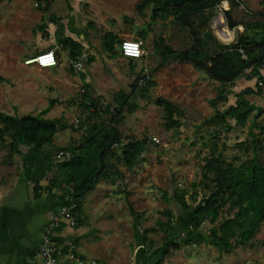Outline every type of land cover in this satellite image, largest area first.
Here are the masks:
<instances>
[{
    "label": "rangeland",
    "instance_id": "rangeland-1",
    "mask_svg": "<svg viewBox=\"0 0 264 264\" xmlns=\"http://www.w3.org/2000/svg\"><path fill=\"white\" fill-rule=\"evenodd\" d=\"M142 1L0 0V130L5 127V116L61 119L66 128L56 134V152L50 157L53 164L60 161L57 158L59 152H68L67 148L72 149L71 143L79 141L83 135L79 128L87 118L81 107L85 96L98 100L103 108L111 106L117 110L114 98L131 94V86L141 71L154 78L153 70L159 69L155 76L156 87L149 90L148 96L133 93L135 111L132 114L125 110L120 113L117 128L121 142L116 157L110 160L116 174L110 179H101L86 199L89 205H93L92 216L98 218L95 221L97 228L102 230L101 251L107 252L119 264L136 262L140 248H146L141 243L144 233L156 248L162 245L164 235L157 222H165V212L172 213L175 222L189 225L190 213H182L172 196L175 192H185L187 204L200 205V198L207 191L201 185L194 186L202 183L213 142L218 143L219 153L223 154L226 163L239 164L254 154L248 134L250 122L246 128H240L226 118L229 131L204 125L205 122L217 113L224 114L229 106L234 105L236 96L245 90L255 92L247 99L253 106L264 110V85L259 86L255 79L250 80L247 76L237 79L225 92L227 103L219 102L213 107L211 102L221 92L217 82L187 64L171 62L161 65L160 57L153 49L154 42L162 39L165 46L183 51L194 46V37L187 27H181L172 18L158 16L152 21V7L139 13L137 6ZM225 3L226 8L220 4L202 15L190 16L189 20L197 35L210 36L221 46H230L236 43L243 28L229 29L224 12L230 7L228 2ZM256 4V9L233 8V22L246 23L259 18L257 15L264 10V0H257ZM219 16L233 32L234 39L230 44L222 43L216 36L221 29L215 23ZM142 31L146 32V39L142 41L144 55L142 59L134 60L133 68L129 65L131 60L111 57L103 49L102 38L107 34L117 36L122 42L139 40ZM66 38L80 43L84 48L81 57L92 60L78 73L71 71L68 52L58 44L60 39ZM209 43V51L213 54L215 49L212 42ZM49 49H53L58 58L56 69L41 70L25 64ZM81 75L85 76L84 80ZM261 76L264 77V70ZM84 84L89 87L88 92ZM158 99H166L184 111L179 130L165 127L163 112L156 104ZM50 102H53V107L44 114ZM263 121L264 115L257 123ZM252 132L258 134L256 130ZM130 141H145V152L131 170L125 168L120 160L121 149ZM263 142L264 137L261 144ZM9 149V139L0 138L2 182L13 178L19 165L17 155L10 156ZM255 153L264 161L263 151L257 149ZM194 191L199 196L198 204L191 200ZM129 204L134 215L130 213ZM210 230L212 228L207 226L203 233L206 235ZM190 235L188 231L185 237ZM180 250L181 255L191 261L190 264H264V224L251 244L237 247L229 255L219 252L211 240L197 242L193 239L191 245L182 246Z\"/></svg>",
    "mask_w": 264,
    "mask_h": 264
},
{
    "label": "trees",
    "instance_id": "trees-1",
    "mask_svg": "<svg viewBox=\"0 0 264 264\" xmlns=\"http://www.w3.org/2000/svg\"><path fill=\"white\" fill-rule=\"evenodd\" d=\"M38 2L41 8V3ZM222 2L229 3V10L224 12L229 29L238 26L243 28L236 43L230 46H221L210 36L197 35L189 20L192 15H202L206 11L214 10ZM240 4L241 0H184L180 8H174L170 0H143L137 6L139 13L152 7V21L158 16L172 18L179 22L181 27L190 30L194 37V46L190 49L175 51L165 46L162 39L154 42L153 49L160 57L161 65L171 62L187 64L217 82L221 92L211 102L213 107L219 102L227 103L225 92L232 88L237 79L246 76L245 72H248V79H255L257 84L261 82L264 85V77L259 72L264 65V12L257 15L259 18L253 16L255 18L250 22L234 23L231 19V11ZM145 39L146 32L142 31L139 33V40L136 41L142 42ZM209 42H212L211 45L215 49L213 54L209 51ZM120 43L113 34H107L102 38L103 49L111 57H122L119 51ZM58 44L68 52L69 60L81 57L84 49L80 43L69 38L60 39ZM91 63L92 60L89 59L87 65ZM129 65L133 68L134 61L131 60ZM158 72L159 69L153 70V78L141 71L131 86V94H121L114 98L113 102L117 110H113L111 106L103 108L98 100L85 96L81 107L87 113V118L79 128L83 130L81 139L71 143L72 149L67 148L66 151L70 153L69 159L57 161L48 168L51 173L49 182L52 185H63L69 190L70 199L67 205L76 204L77 213L86 195L95 190L101 179L107 180L116 174L114 167L110 165V160L116 157V150H112V147L115 144L119 146L121 142L117 128L120 113L125 110L128 114H132L135 111L133 93L137 92L141 97L148 96L149 90L156 87L155 76ZM81 78L84 80L85 76L81 75ZM84 87L88 92L89 87L86 84ZM254 94L253 90L239 93L234 105L229 106L224 114L217 113L204 124L229 131L230 125L226 118L233 120L240 128H246L250 122L248 134L251 137L250 147L254 154L250 159L239 164L226 163L223 154L219 153L218 143L211 144V159L204 167L202 183L194 186V188L203 186L207 193L202 194L199 206L187 204L185 192L173 194L172 199L181 212L190 213L189 225L176 224L172 213L168 211L164 213L165 222H157L158 229L164 235V241L153 253V256L158 257L156 264H164L171 253L182 246L191 245L193 239H197V242L211 240L219 252L229 255L237 247L251 244L264 224V161H261L255 153L257 149L264 152V142L261 144V139L264 137V121L261 124L257 123L264 115V110L253 106L247 99ZM156 104L163 112L165 127L179 130L182 127L180 118L183 117L184 111L166 99H158ZM52 107L53 102H50L44 114ZM3 121L5 127L0 130V138L9 139L10 156L20 154L21 147H30L36 152L50 149L53 147L58 130L66 128L61 119H46L42 116L25 115L18 118L5 116ZM70 130L75 131L73 128ZM253 130L258 134H254ZM144 152L145 141H130L121 149L120 160L125 168L131 170L140 162ZM127 197L128 195L126 199ZM198 198V194L194 191L191 200L198 204ZM163 199L166 200L165 197ZM129 210L134 215L131 204ZM207 226L212 230L205 235L203 230H206ZM188 231L191 235L185 237ZM141 239L142 245H145L148 251L155 249V243L147 239L145 233Z\"/></svg>",
    "mask_w": 264,
    "mask_h": 264
},
{
    "label": "crops",
    "instance_id": "crops-1",
    "mask_svg": "<svg viewBox=\"0 0 264 264\" xmlns=\"http://www.w3.org/2000/svg\"><path fill=\"white\" fill-rule=\"evenodd\" d=\"M256 1L241 0L240 6L244 9H256ZM262 12L264 10L259 13ZM51 149H54L52 153ZM55 149V140L52 148L41 152L21 147L20 154L16 157L19 165L16 166L14 177L0 181V264H43L35 258V254L45 235L56 246L74 245L75 255L82 261L80 263L63 258L57 264H119L107 252L101 251L102 230L96 226L98 218L91 214L93 205L86 202L92 192L84 199L77 214L78 224L75 228L61 222L47 232L53 215L70 199V192L66 187L49 182L51 173L48 168L53 165L50 157L55 155ZM140 249V256L134 264L157 263L158 257L153 256V253L158 248L148 251L142 246ZM180 255L181 250L171 253L164 264H190L191 261L185 255Z\"/></svg>",
    "mask_w": 264,
    "mask_h": 264
},
{
    "label": "built area",
    "instance_id": "built-area-1",
    "mask_svg": "<svg viewBox=\"0 0 264 264\" xmlns=\"http://www.w3.org/2000/svg\"><path fill=\"white\" fill-rule=\"evenodd\" d=\"M119 51L123 58L130 59V60H140L143 55L144 51L142 48V43L140 41L136 40H124L119 45ZM89 61L88 57L82 56L77 59L68 60V66L74 73L80 72L82 69H84L87 66V63ZM26 65H34L38 69L41 70H47L51 68H57L59 66V61L56 57V54L54 50H49L45 53H42L31 60H27L25 62ZM264 70V65L259 69V72ZM246 76L248 72H245ZM259 86H262V83H258ZM153 141H156L153 138ZM118 145L115 144L112 147V150H117ZM58 160H67L70 158L69 152H59L57 154ZM76 204H65L58 213L53 215V217L50 220V223L48 225V231L49 232L53 227L57 226L61 222H66L69 227L75 228L78 224L77 219V210H76ZM75 246H56L52 244L49 237L47 235L44 236V238L41 240V244L37 250V253L35 254V258L41 260L43 264H57V262L60 259L67 258L68 261H77L82 263L76 255H75ZM91 264H97L96 262H91Z\"/></svg>",
    "mask_w": 264,
    "mask_h": 264
},
{
    "label": "bare ground",
    "instance_id": "bare-ground-1",
    "mask_svg": "<svg viewBox=\"0 0 264 264\" xmlns=\"http://www.w3.org/2000/svg\"><path fill=\"white\" fill-rule=\"evenodd\" d=\"M221 4L223 8H226L225 2H222ZM215 23L218 24L221 28L216 33V36L218 37V39L224 44H230L234 39L233 32L228 30V28L223 23V19L220 16L215 20Z\"/></svg>",
    "mask_w": 264,
    "mask_h": 264
},
{
    "label": "water",
    "instance_id": "water-1",
    "mask_svg": "<svg viewBox=\"0 0 264 264\" xmlns=\"http://www.w3.org/2000/svg\"><path fill=\"white\" fill-rule=\"evenodd\" d=\"M170 3L172 7L180 8L183 5L184 0H170Z\"/></svg>",
    "mask_w": 264,
    "mask_h": 264
}]
</instances>
